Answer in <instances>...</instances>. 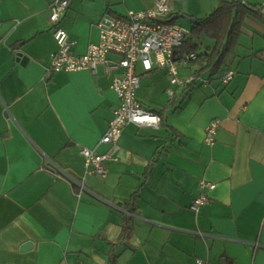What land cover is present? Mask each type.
<instances>
[{
  "label": "crops",
  "instance_id": "0c3cea01",
  "mask_svg": "<svg viewBox=\"0 0 264 264\" xmlns=\"http://www.w3.org/2000/svg\"><path fill=\"white\" fill-rule=\"evenodd\" d=\"M156 1L71 0L60 25L82 55L98 42L105 12L123 16ZM220 1L170 5L191 25L183 16L204 17ZM50 3L0 0V264H109L110 256L113 264H264V23L243 17L231 80L195 81L162 123L128 124L111 148L100 139L119 102L116 71L47 72L57 50ZM199 43L203 51L215 40L202 33ZM195 68L186 62L180 75ZM137 73V98L165 108L166 71L138 64ZM215 118L221 125L207 148ZM82 148L113 154L105 178L88 172ZM201 180L215 187L195 212ZM124 215L131 228L121 238Z\"/></svg>",
  "mask_w": 264,
  "mask_h": 264
},
{
  "label": "built area",
  "instance_id": "2783aa9c",
  "mask_svg": "<svg viewBox=\"0 0 264 264\" xmlns=\"http://www.w3.org/2000/svg\"><path fill=\"white\" fill-rule=\"evenodd\" d=\"M70 3L71 0H51L49 20L52 24L57 50L50 56L47 72H72L84 69L95 72L99 64H104L109 70L116 71L112 78L111 88L116 93L119 102L100 143L115 148L123 129L128 124L158 126L161 123V116L146 108L137 98L140 83L137 73L138 64H141L144 71L154 69L166 71L169 86L165 92L169 98L186 94L197 80H200L203 85L209 82L208 75L196 76L194 73L185 77L180 75V70L187 60L194 59L196 55L192 53L185 55L181 60H175V51L187 38L190 30L186 24L168 21L172 15L170 0H157L149 9L129 10L123 16L105 12L97 22L98 42L90 44L82 55H76L73 52L70 34L60 25ZM261 8L264 11V4H261ZM234 73L232 69L227 70L221 78L222 83L231 80ZM220 125L218 118L210 120L207 124L203 140L207 148L213 146ZM80 153L89 173L97 174L102 178L107 176L108 171L104 163L114 159L111 152L96 153L93 149L82 148ZM214 187V183L201 180L199 182L200 193L193 200L190 208L198 212L210 201L204 191ZM195 264L212 263L207 259L196 258Z\"/></svg>",
  "mask_w": 264,
  "mask_h": 264
},
{
  "label": "trees",
  "instance_id": "16d2710c",
  "mask_svg": "<svg viewBox=\"0 0 264 264\" xmlns=\"http://www.w3.org/2000/svg\"><path fill=\"white\" fill-rule=\"evenodd\" d=\"M246 15L253 16L264 23V11L261 5L250 4L243 0L220 1L211 13L201 18H195V24H186L189 27L190 33L179 49L175 51V60H181L185 55L194 53L196 57L187 60L190 64L196 65L194 74L196 76L208 74V77L211 79L219 78L221 80L224 73L229 70L228 66L234 58L233 47L240 33L242 19ZM173 16H176V19H171ZM180 16L182 15L172 14L168 21L177 22ZM202 33H205L215 40V45L212 48L201 51L199 36ZM184 96L185 94H180L169 98L165 108L153 110L161 116V123L164 112L168 108L177 109L182 103L181 100ZM130 228L131 218L124 215L121 220L120 237L127 236ZM109 264H113L111 256L109 258Z\"/></svg>",
  "mask_w": 264,
  "mask_h": 264
},
{
  "label": "water",
  "instance_id": "95a60500",
  "mask_svg": "<svg viewBox=\"0 0 264 264\" xmlns=\"http://www.w3.org/2000/svg\"><path fill=\"white\" fill-rule=\"evenodd\" d=\"M183 18H184L187 22H189V23H191V24H195V23H196V19H195V18H189V17H186V16H183ZM171 19H176V16H173Z\"/></svg>",
  "mask_w": 264,
  "mask_h": 264
},
{
  "label": "rangeland",
  "instance_id": "374dc122",
  "mask_svg": "<svg viewBox=\"0 0 264 264\" xmlns=\"http://www.w3.org/2000/svg\"><path fill=\"white\" fill-rule=\"evenodd\" d=\"M177 22H180V23H184V24H186L185 21H184V20H181V19L177 20ZM190 65H191V64H190ZM158 76H160V75L157 73V77H158ZM163 80H164V79H162L160 82H163ZM165 90H166V89H164V92H163V98L166 99V98H169V97H168L167 93L165 92Z\"/></svg>",
  "mask_w": 264,
  "mask_h": 264
}]
</instances>
